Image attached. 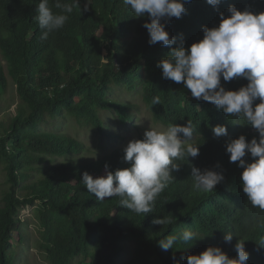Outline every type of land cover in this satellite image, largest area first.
<instances>
[{"label": "trees", "instance_id": "trees-1", "mask_svg": "<svg viewBox=\"0 0 264 264\" xmlns=\"http://www.w3.org/2000/svg\"><path fill=\"white\" fill-rule=\"evenodd\" d=\"M38 3L0 0V110L11 108L5 100L9 88L16 99L11 112L0 116V168L5 177L0 188V264H19L25 241L20 236L13 244V236L20 225L18 215L27 206H34L38 247L49 264H117L125 251H130L125 264H187L188 255L208 246H219L236 258L239 239L245 240L246 264H264V246L259 244L264 211L247 201L243 168L230 162L226 152L228 140L244 135L247 141H259L258 131L215 104L193 98L183 83L163 78L157 66L181 42L188 48L202 39L204 26H218L221 12L230 15V5L259 13L264 0H221L218 6L184 0L186 11L180 18L162 20L175 38L170 46L150 44L143 26L150 18L135 17L123 0H79L65 25L41 40L42 30L34 20ZM247 83L242 77L228 82L221 77L226 90ZM117 89L136 94L155 124L186 126L191 120L197 127L190 142L199 145V155L174 161L179 170L171 172L174 179L145 216L121 206L119 197L98 201L82 184L85 171L97 177L129 167L125 147L90 158L80 139L53 127L70 120L105 135L106 112L126 125L133 120V105L119 99ZM157 96L161 103L151 105ZM216 125H224L228 135L217 137L212 131ZM244 159L253 158L246 153ZM192 166L222 172L224 180L213 192L196 191ZM157 217L172 223L154 224ZM186 229L198 238L187 244L177 240L172 248L162 249V239ZM229 232L230 243L224 239Z\"/></svg>", "mask_w": 264, "mask_h": 264}, {"label": "clouds", "instance_id": "clouds-1", "mask_svg": "<svg viewBox=\"0 0 264 264\" xmlns=\"http://www.w3.org/2000/svg\"><path fill=\"white\" fill-rule=\"evenodd\" d=\"M123 2L135 17L147 15L150 18V22L143 25L148 31L150 44L160 42L170 46L175 43L162 20L180 18L186 11L184 0ZM207 3L218 6L221 0H207ZM74 4L79 5V0L72 3L54 0L53 7L59 10L54 12L49 0H39L34 20L42 30L41 40H47L50 33L65 25ZM87 8L85 4L84 10ZM227 11L228 16L220 13L218 26L203 27L202 39L188 48L181 42L157 66L162 69L163 78L183 83L193 98L215 104L226 115L242 118L258 131L259 141L255 137L247 141L244 135L228 140L226 152L230 154V162H238L243 168L241 181L247 201L252 207L264 211V11H240L234 5H230ZM221 77L225 82L242 77L248 83L238 90H226ZM257 100L259 103H254ZM160 103L158 96L151 101V105ZM196 130L191 120L186 126L170 123L166 128L149 127L142 139L130 140L124 148V160L129 167L106 171L105 175L97 177L85 171L82 184L98 201L119 197L121 206L145 216L153 212L156 198L174 179L171 172L179 170L180 164L174 161L199 155V145L190 142ZM212 131L217 137L228 135L224 125H216ZM246 153L253 158L251 162L244 159ZM191 177L193 188L203 192H213L215 186L224 180L222 172L209 168L201 170L195 166H192ZM153 223L163 225L172 221L157 217ZM197 238L193 231L186 229L179 236L168 235L160 241V246L167 251L177 240L187 244ZM232 238V233H225L226 242L230 243ZM244 241L239 239L235 244L236 258H230L219 246H208L199 254L188 255L187 264H246L248 253ZM259 244L264 246V238Z\"/></svg>", "mask_w": 264, "mask_h": 264}, {"label": "rangeland", "instance_id": "rangeland-1", "mask_svg": "<svg viewBox=\"0 0 264 264\" xmlns=\"http://www.w3.org/2000/svg\"><path fill=\"white\" fill-rule=\"evenodd\" d=\"M11 91L12 88H9L5 93V100L11 104V108L7 111L0 110V116L4 113L8 114L11 112L16 103V99L12 97ZM114 94H117L119 99L131 102L133 105L131 108L133 120L126 125H122L113 113L106 112L103 115L105 135L99 134L98 131L92 127H78L70 120L55 122L53 125L54 129L66 132L80 139L88 149L87 156L91 158V156L109 153L116 147H126L130 140L137 139L140 135H144V132L149 127L166 128L162 125L155 124L150 119V115L143 102L136 94L130 95L124 91L118 92V89ZM46 126L50 127V125ZM4 179L5 177L0 168V188L4 184ZM33 209L34 206H27L21 209L18 215L20 225L18 230L14 231L13 244L18 242L20 236H23V241H25V245L20 247L22 255H20L18 262L19 264H49L44 251L38 247V242L40 241V226L33 214ZM129 257L130 251L123 252L118 258L117 264H125ZM72 264H76V261Z\"/></svg>", "mask_w": 264, "mask_h": 264}]
</instances>
